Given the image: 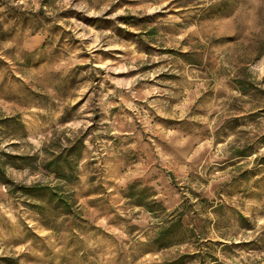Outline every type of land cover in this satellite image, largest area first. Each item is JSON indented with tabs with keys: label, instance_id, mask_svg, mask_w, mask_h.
Masks as SVG:
<instances>
[{
	"label": "rangeland",
	"instance_id": "1",
	"mask_svg": "<svg viewBox=\"0 0 264 264\" xmlns=\"http://www.w3.org/2000/svg\"><path fill=\"white\" fill-rule=\"evenodd\" d=\"M0 159V264H264V0H0Z\"/></svg>",
	"mask_w": 264,
	"mask_h": 264
},
{
	"label": "trees",
	"instance_id": "2",
	"mask_svg": "<svg viewBox=\"0 0 264 264\" xmlns=\"http://www.w3.org/2000/svg\"><path fill=\"white\" fill-rule=\"evenodd\" d=\"M76 146H74L72 149L67 151V153L64 155L65 158H63V154H55L53 153L50 158L46 161H43L40 164V168L42 170H45L48 174L52 175L56 180L59 182H74L77 180V165L81 157V153L84 147V142L82 138H79L75 141ZM72 155V162H69V157ZM70 163V164H69ZM66 164H69V170L67 172ZM0 183L2 185H10L12 182H9L7 180L5 173H4V162H1L0 159ZM14 186V185H13ZM13 190L15 191H21L25 196L28 197H35L37 199L45 198V204L44 206L37 205L36 208L38 209L37 212L40 213L42 216L46 215L44 214L46 208L49 206L51 213H59L62 215H70L73 212H71L70 207L67 205V201L62 196L61 192L58 191V186H50V185H38L34 184L31 186H14ZM239 215V219L242 221H246V218ZM178 222H181L180 220L177 222L171 221L168 226H164L159 231L156 242H157V248L162 249L168 246H171L173 244L179 243L182 240L176 239L175 231L179 229L180 225ZM182 233V232H181ZM180 235V234H179ZM166 241V242H163ZM252 244H255L258 249L260 246L264 247V228L258 233L255 240L251 242ZM185 256H180L176 258L175 260H172L170 262H167V264H185Z\"/></svg>",
	"mask_w": 264,
	"mask_h": 264
}]
</instances>
